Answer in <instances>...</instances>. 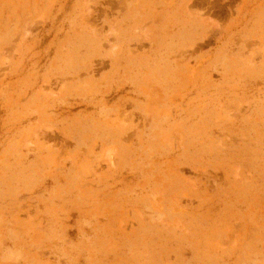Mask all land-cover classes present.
<instances>
[{"label": "rangeland", "instance_id": "obj_1", "mask_svg": "<svg viewBox=\"0 0 264 264\" xmlns=\"http://www.w3.org/2000/svg\"><path fill=\"white\" fill-rule=\"evenodd\" d=\"M0 264H264V0H0Z\"/></svg>", "mask_w": 264, "mask_h": 264}]
</instances>
